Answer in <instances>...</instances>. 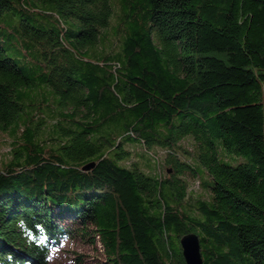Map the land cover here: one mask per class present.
<instances>
[{"label":"trees","instance_id":"1","mask_svg":"<svg viewBox=\"0 0 264 264\" xmlns=\"http://www.w3.org/2000/svg\"><path fill=\"white\" fill-rule=\"evenodd\" d=\"M263 81L264 0H0V264H49L65 218L103 264H185L189 232L264 264Z\"/></svg>","mask_w":264,"mask_h":264},{"label":"rangeland","instance_id":"2","mask_svg":"<svg viewBox=\"0 0 264 264\" xmlns=\"http://www.w3.org/2000/svg\"><path fill=\"white\" fill-rule=\"evenodd\" d=\"M263 86V100H264V81ZM53 117L48 118L44 126V138H47V131L51 128ZM13 137L8 132H0V169L2 165L8 161L10 155V143ZM185 146H191L189 138L181 141ZM127 149L130 150V159L128 163L135 162L137 165L142 167L145 171L149 170L147 166L148 162L146 158L135 153L137 148L135 145L126 144ZM139 152V151H138ZM152 153H154L151 150ZM151 153V154H152ZM149 154V155H151ZM156 154V153H155ZM160 169L164 170L169 165L161 164L165 152L163 149H157V154ZM153 157V155H151ZM154 158V157H153ZM156 159V157L154 158ZM153 163V161H150ZM156 167V163L154 164ZM154 166V167H155ZM156 170V169H155ZM169 170V169H168ZM167 171L166 173H169ZM188 182V189L194 193L200 191L198 183L199 178L189 173L183 175ZM58 222L65 228L64 233L60 234L57 241L53 242L50 246L49 251V264H103L105 261V253L103 246L99 243L97 235L95 234L94 227L92 225L83 226L77 220L72 218L58 219Z\"/></svg>","mask_w":264,"mask_h":264},{"label":"water","instance_id":"3","mask_svg":"<svg viewBox=\"0 0 264 264\" xmlns=\"http://www.w3.org/2000/svg\"><path fill=\"white\" fill-rule=\"evenodd\" d=\"M94 165L93 161L87 162L82 169H88ZM181 254L185 264H202L199 239L193 232L182 235L179 239Z\"/></svg>","mask_w":264,"mask_h":264}]
</instances>
